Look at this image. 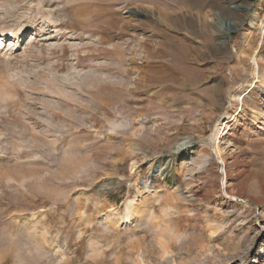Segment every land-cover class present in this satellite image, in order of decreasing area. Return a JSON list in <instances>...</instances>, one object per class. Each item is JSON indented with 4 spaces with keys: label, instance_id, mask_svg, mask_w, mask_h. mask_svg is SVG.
Listing matches in <instances>:
<instances>
[{
    "label": "rangeland",
    "instance_id": "obj_1",
    "mask_svg": "<svg viewBox=\"0 0 264 264\" xmlns=\"http://www.w3.org/2000/svg\"><path fill=\"white\" fill-rule=\"evenodd\" d=\"M263 25L264 0H0V264H264Z\"/></svg>",
    "mask_w": 264,
    "mask_h": 264
},
{
    "label": "bare ground",
    "instance_id": "obj_2",
    "mask_svg": "<svg viewBox=\"0 0 264 264\" xmlns=\"http://www.w3.org/2000/svg\"><path fill=\"white\" fill-rule=\"evenodd\" d=\"M256 12H257V11H255V9H254V10H253L252 17L250 16L251 19H252L250 25H251L252 27H255V24H256V23H255ZM162 20H163V19H162ZM163 21H164V20H163ZM261 25H262V24H261ZM263 26H264V25H263ZM263 28H264V27H263ZM9 31H10V32H13L12 30H8V29H5V30L2 31V34H3V37H4V38H2V40H3V39L5 40V39H7V37H9V36H6V35H8L7 33H8ZM17 33H18V32H13L11 36H12L13 38H16V37H17ZM11 36H10V37H11ZM1 44H3V43L0 42V45H1ZM216 92H217V91H216ZM211 94H212V92H211ZM209 97H210V96H209ZM210 101H211V100H210ZM229 115H230V119L233 120V119H234V115H232V114H229ZM216 142H217V139H216Z\"/></svg>",
    "mask_w": 264,
    "mask_h": 264
}]
</instances>
